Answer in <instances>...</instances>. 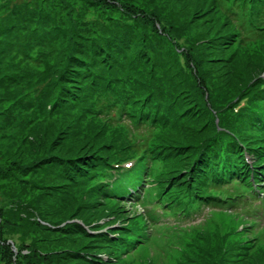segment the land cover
Returning a JSON list of instances; mask_svg holds the SVG:
<instances>
[{
	"label": "trees",
	"instance_id": "16d2710c",
	"mask_svg": "<svg viewBox=\"0 0 264 264\" xmlns=\"http://www.w3.org/2000/svg\"><path fill=\"white\" fill-rule=\"evenodd\" d=\"M126 1L97 0L96 5H111L126 18L135 20L136 29L130 31L128 23L116 24V34L108 40L95 37L88 29H82L83 33L69 29L61 34L69 39L66 42L68 54L51 82L40 90V96L47 99L45 105L42 100L40 107L46 118L65 112L69 116L70 130L67 133L64 129L62 136L55 135L45 146L46 151L40 154V159L47 158V162L53 165L68 163V181L73 182L75 189H84L91 200V208H84L91 221L73 214L65 219V229L99 238L108 248L110 259L117 258L119 251L134 253L151 242V238H158L164 242L157 250L159 256L153 254V258L140 252L139 255L148 263H164L184 246V233L189 225H183L190 222L176 223L174 229L161 230L156 234L159 237L154 234L150 237L145 231L143 218L128 213L117 197L119 194L110 189L113 184L109 182L113 176L111 163L130 159L135 163L129 171L115 169L119 176L113 181L115 183L124 179L133 183L138 175L136 167L145 170L147 181H151L158 192L159 202L155 207L176 219L196 214L197 211L191 212L196 206L230 208L237 205L246 213L256 212L257 216L264 213V189L255 188L264 186V51L256 49L261 52V57L254 54L258 55L256 60L245 58L238 60L239 63L233 62L232 70L242 65L245 73L233 72L230 68L223 76L212 74L211 78L207 67L198 64L188 41L189 73L181 64L184 80L177 81L163 61L153 57L148 50L150 47L143 43L145 30L137 29L143 26V18L155 20V23L154 12L138 11L129 3L123 4ZM153 1L149 0V3ZM207 1H210L207 2L210 14L218 12L219 19L223 20V26L219 32L216 28L214 36L221 53L229 48L228 60L247 49L243 31H259L260 38L250 42H264V0ZM157 21L167 28L169 37L172 34L169 24L160 19ZM120 30L128 38L141 39L136 45L137 51H130L129 59L122 54L130 46L124 48L120 40L114 38ZM177 30L183 32L180 28ZM151 33L150 39H160L156 27ZM174 37L177 45L181 36ZM204 39L206 37L199 34L195 46L201 62L204 55L201 46H206L207 42ZM127 42L133 47L132 41ZM217 47L212 44L207 49L213 52ZM151 50L154 54L161 53ZM234 99L236 101L232 102ZM111 108L115 109L114 112L126 113L136 127L131 131L138 130L139 133L132 131L131 134L127 127L124 129L120 125V121H115L106 112ZM224 109L227 111L222 112ZM186 121L193 124L189 125L185 139L169 136ZM138 126L147 128V131L143 132ZM74 133L81 138L74 141L73 149L63 150L60 145L56 152L52 151L51 147L58 140L72 141ZM262 181L261 185L259 182ZM101 218L104 221L98 224L97 220ZM242 220L247 222L245 215ZM90 223L95 225L91 227ZM249 223L253 224L252 221ZM250 234V231L244 235L237 230V244L246 246L248 252L254 243L249 239ZM255 251L261 264L259 260H264V246ZM81 254L85 262H94L88 250Z\"/></svg>",
	"mask_w": 264,
	"mask_h": 264
},
{
	"label": "rangeland",
	"instance_id": "374dc122",
	"mask_svg": "<svg viewBox=\"0 0 264 264\" xmlns=\"http://www.w3.org/2000/svg\"><path fill=\"white\" fill-rule=\"evenodd\" d=\"M96 2L97 0H0V264H259L257 260L260 257L256 255L255 249L263 246L264 239H256L259 242L252 245L250 252L246 250V246H239L237 230L244 235L249 231L248 225L242 220L244 215L218 206L191 208V212L197 213L189 214V217L180 221L190 222L183 225H189L184 233V246L176 256L164 263H148L144 256L139 255V252L148 255L149 250H158L162 246L158 238L154 237L151 244L143 245L134 253L119 251L117 258L110 259L108 248L99 238H90L76 230L64 228L65 219L73 214L82 215L87 222L91 221L88 212L84 210L85 207L91 208V200L84 189H75L73 182L68 181V163L53 165L47 162V158L40 159V154L46 151L45 146L51 143L55 135L62 136L64 129L67 133L70 130L69 116L65 112L44 117V109L40 105L42 100L45 105L47 99L40 96V90L51 82L67 57L66 42L69 39L61 37L64 32L72 29L83 33L82 29H88L95 37L108 40L116 34V24L122 26V23H128L130 31L136 29L135 20L126 18L111 5H96ZM207 2L210 1L154 0L151 4L149 0H127L123 3H129L138 11L154 12L156 22L143 18V26H138L137 29L145 30L143 43L150 47L148 50L153 57L163 61L169 74L177 81L184 80L181 64L186 73H189L186 51L190 45L198 64L207 67L211 78L213 75L223 76L226 69L232 70L233 62L239 63L238 60L245 58L256 60L258 55L261 57V52L256 49L264 51L262 40L250 42L260 38L259 31H243V40L248 42L244 44L247 49H242L239 56L234 55L229 58L232 61H229L226 58L230 54L229 48L221 53L220 44H217L214 36L216 28H219V32L220 26H223V20L219 19L221 16L218 12L210 14ZM159 19L166 25L169 24L173 35L168 37L169 31L162 27L157 21ZM215 19L219 21L215 22ZM153 27L161 34L159 40L150 39ZM177 28L183 32H179ZM199 34H203L207 41H204L206 46H201L203 63L195 48ZM115 36L124 48L130 46L122 54L129 59L130 51H137L136 45L141 43V39L128 38L122 30ZM174 36H181L177 45ZM129 40L133 47L128 44ZM211 43L218 46L213 52L207 49V46H212ZM151 49L161 53L154 54ZM255 53L258 55L255 56ZM239 67L232 71L238 73L240 70L245 73V66ZM235 101L234 99L232 102ZM226 109L222 112L227 111ZM108 114L111 115V111ZM124 118L122 115L117 121L125 129ZM127 123L132 129L136 128L130 121ZM191 124L193 122L186 121L180 129L171 131L169 136L185 139ZM137 128L147 131L143 126ZM132 131L139 133L138 130ZM165 135L166 133L163 134ZM80 138L81 135L74 133L73 140L68 143L65 138L60 139L51 147L52 151L56 152L60 145L63 150L73 149L76 145L74 141ZM146 200L147 198L143 201ZM126 208L131 215L133 210L138 212L131 205L126 204ZM102 221L103 218L97 220L98 224ZM93 223H90L91 227L95 225ZM152 230L158 233L164 229L162 226H152ZM145 231L148 230L145 228ZM153 232L149 233L158 236ZM255 232L256 227L253 226L252 235ZM84 250L90 252L94 262L82 260L81 252ZM154 254L159 256L160 252L155 251ZM259 262L264 264V260Z\"/></svg>",
	"mask_w": 264,
	"mask_h": 264
}]
</instances>
